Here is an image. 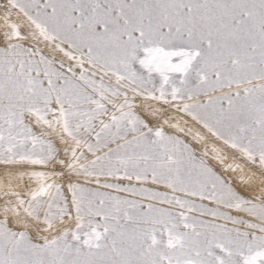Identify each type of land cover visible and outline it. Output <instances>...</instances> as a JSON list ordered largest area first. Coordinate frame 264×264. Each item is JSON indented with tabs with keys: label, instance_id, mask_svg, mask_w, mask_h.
Returning <instances> with one entry per match:
<instances>
[{
	"label": "snow or ice",
	"instance_id": "6c2138e0",
	"mask_svg": "<svg viewBox=\"0 0 264 264\" xmlns=\"http://www.w3.org/2000/svg\"><path fill=\"white\" fill-rule=\"evenodd\" d=\"M0 264H264V0H3Z\"/></svg>",
	"mask_w": 264,
	"mask_h": 264
},
{
	"label": "rangeland",
	"instance_id": "374dc122",
	"mask_svg": "<svg viewBox=\"0 0 264 264\" xmlns=\"http://www.w3.org/2000/svg\"><path fill=\"white\" fill-rule=\"evenodd\" d=\"M3 0H0V3H2ZM118 183H121V184H124V183H127L126 181H118ZM105 191H110V190H105ZM113 194H116V193H113ZM120 195H123V194H120Z\"/></svg>",
	"mask_w": 264,
	"mask_h": 264
}]
</instances>
